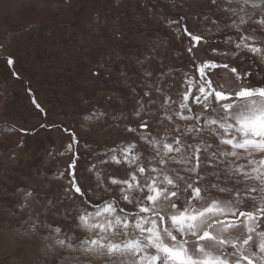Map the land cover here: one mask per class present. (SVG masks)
Instances as JSON below:
<instances>
[{
  "label": "rangeland",
  "instance_id": "374dc122",
  "mask_svg": "<svg viewBox=\"0 0 264 264\" xmlns=\"http://www.w3.org/2000/svg\"><path fill=\"white\" fill-rule=\"evenodd\" d=\"M258 3L246 6L257 20L264 14ZM233 7L229 0H0V264H86L80 252L54 243L86 235L75 226L82 198L66 191L69 164L78 155L75 175L84 191L98 193L95 202L118 198L102 169L117 176L127 169L99 161L122 141L151 151L126 126L147 121L157 136L171 128L160 105L165 94L176 98L192 63L184 28L208 41L197 46V60H224L211 49L235 50L227 38L238 33L226 27L238 19L227 10ZM246 27L264 38L259 24ZM227 62L242 64L248 79L264 86L259 57L242 52ZM220 79L226 81L223 73ZM97 170L113 191L98 187Z\"/></svg>",
  "mask_w": 264,
  "mask_h": 264
},
{
  "label": "snow or ice",
  "instance_id": "6c2138e0",
  "mask_svg": "<svg viewBox=\"0 0 264 264\" xmlns=\"http://www.w3.org/2000/svg\"><path fill=\"white\" fill-rule=\"evenodd\" d=\"M229 3L237 5L227 10L238 19L226 26L238 33L227 38L235 50L211 49L224 60H197V46L208 41L184 28L192 63L176 98L165 94L160 105L171 128L157 136L147 121L126 126L151 151L137 150L136 140L122 141L99 161L127 169L122 176L102 169L109 173L108 183L118 186L119 197L95 202L98 193L84 191L75 175L78 155L69 164L72 179L66 191L73 193L70 198H82L75 226L86 235L78 243L73 236L54 238V243L80 252L86 264L93 259L104 264H264V86L254 85L242 64L227 62L242 52L264 62V38L246 27L264 28V14L257 20L247 12L248 5L261 7L253 0ZM139 103L137 116L144 111ZM72 142L78 143L75 133ZM94 169L95 164L89 170ZM102 170L95 173L98 187L111 192ZM210 176L215 180L204 183ZM54 232L59 237L61 229Z\"/></svg>",
  "mask_w": 264,
  "mask_h": 264
},
{
  "label": "bare ground",
  "instance_id": "6f19581e",
  "mask_svg": "<svg viewBox=\"0 0 264 264\" xmlns=\"http://www.w3.org/2000/svg\"><path fill=\"white\" fill-rule=\"evenodd\" d=\"M261 1H264V0H253V2L256 4H259L258 2H261Z\"/></svg>",
  "mask_w": 264,
  "mask_h": 264
}]
</instances>
